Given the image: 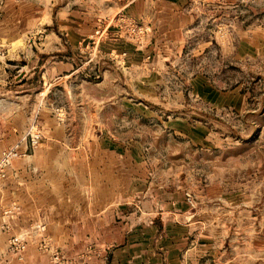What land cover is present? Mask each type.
Segmentation results:
<instances>
[{"label":"rangeland","instance_id":"374dc122","mask_svg":"<svg viewBox=\"0 0 264 264\" xmlns=\"http://www.w3.org/2000/svg\"><path fill=\"white\" fill-rule=\"evenodd\" d=\"M0 264H264V0H0Z\"/></svg>","mask_w":264,"mask_h":264},{"label":"crops","instance_id":"0c3cea01","mask_svg":"<svg viewBox=\"0 0 264 264\" xmlns=\"http://www.w3.org/2000/svg\"><path fill=\"white\" fill-rule=\"evenodd\" d=\"M55 68H57L60 72L66 71V70L69 72V71L73 70L71 64H65V63H57L56 66L53 67L52 69L55 70ZM28 72H29V70H27L26 72L25 71H22V72L19 71V74L21 73V75H23L21 79H24L27 76Z\"/></svg>","mask_w":264,"mask_h":264}]
</instances>
